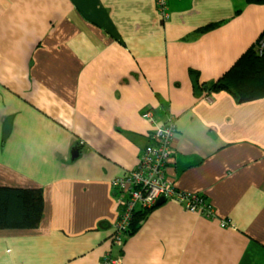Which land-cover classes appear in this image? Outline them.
Listing matches in <instances>:
<instances>
[{
  "label": "crops",
  "instance_id": "0c3cea01",
  "mask_svg": "<svg viewBox=\"0 0 264 264\" xmlns=\"http://www.w3.org/2000/svg\"><path fill=\"white\" fill-rule=\"evenodd\" d=\"M166 13L154 0H0V186L43 194L36 228L0 229V264H99L108 250L120 264H264V97L196 92L189 74L226 72L264 5L167 0ZM169 121L167 180L213 216L164 200L119 251L110 180Z\"/></svg>",
  "mask_w": 264,
  "mask_h": 264
},
{
  "label": "built area",
  "instance_id": "2783aa9c",
  "mask_svg": "<svg viewBox=\"0 0 264 264\" xmlns=\"http://www.w3.org/2000/svg\"><path fill=\"white\" fill-rule=\"evenodd\" d=\"M154 4L162 20L167 19V0H154ZM259 46L262 48L264 41L260 42ZM143 115L151 119L152 111L148 110ZM174 132L173 121L156 125L149 135V142L141 152L138 164L124 175L110 180L111 187L117 195V203L121 208L112 225L111 244L124 243L121 234L135 210L149 211L159 199L174 200L187 211L206 217L213 216L212 205L207 204L202 195L174 188L167 180V167L173 154ZM220 225L225 226V220H220ZM119 262V258L112 256L109 252H106L100 260V264H119Z\"/></svg>",
  "mask_w": 264,
  "mask_h": 264
},
{
  "label": "trees",
  "instance_id": "16d2710c",
  "mask_svg": "<svg viewBox=\"0 0 264 264\" xmlns=\"http://www.w3.org/2000/svg\"><path fill=\"white\" fill-rule=\"evenodd\" d=\"M245 4L264 5V0H243ZM240 11L237 9L235 14ZM221 22L209 23L193 31L197 37L217 26ZM264 29L256 42L237 59V61L219 78L211 82L199 83V74L189 70L194 91H203L211 95L215 92H228L237 103L252 101L264 97ZM43 208V194L40 188H17L0 186V229L36 228L40 222ZM148 211L135 210L127 227L121 234L123 242L140 228Z\"/></svg>",
  "mask_w": 264,
  "mask_h": 264
},
{
  "label": "rangeland",
  "instance_id": "374dc122",
  "mask_svg": "<svg viewBox=\"0 0 264 264\" xmlns=\"http://www.w3.org/2000/svg\"><path fill=\"white\" fill-rule=\"evenodd\" d=\"M204 99L207 100V101L210 100V98L208 97V95H207L206 97H204ZM204 201H205L207 204H210L207 200L204 199ZM111 234H112V233H111ZM111 234H110V236H111ZM110 236H109V242H110ZM110 246H115V247H116L117 249H119V251H120V250L122 249L123 244H122V245H113V244L110 243ZM106 252H109V253L111 254L110 250H108V251H106ZM106 252H104V254H105ZM104 254H103V255H104ZM103 255H102V257H103ZM111 255H112V254H111ZM112 256H113V255H112ZM102 257H101V258H102ZM114 257L119 258V260H120V258H121L119 255H118V256H114ZM99 264H100V262H99ZM119 264H120V262H119Z\"/></svg>",
  "mask_w": 264,
  "mask_h": 264
},
{
  "label": "water",
  "instance_id": "95a60500",
  "mask_svg": "<svg viewBox=\"0 0 264 264\" xmlns=\"http://www.w3.org/2000/svg\"><path fill=\"white\" fill-rule=\"evenodd\" d=\"M76 156H77V151H76V150L72 151V152H71V157L74 158V157H76ZM163 201H164V199H159V200L157 201L156 204H160V203H162Z\"/></svg>",
  "mask_w": 264,
  "mask_h": 264
}]
</instances>
